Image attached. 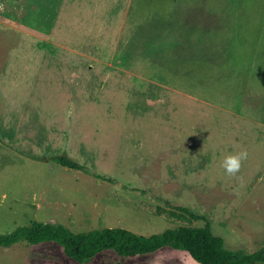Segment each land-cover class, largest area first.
<instances>
[{"label":"rangeland","instance_id":"obj_1","mask_svg":"<svg viewBox=\"0 0 264 264\" xmlns=\"http://www.w3.org/2000/svg\"><path fill=\"white\" fill-rule=\"evenodd\" d=\"M78 5L0 0V236L32 222L146 237L207 223L228 250L262 248L264 0H117L111 30L63 22ZM0 264L73 263L21 242ZM89 264L196 263L165 248Z\"/></svg>","mask_w":264,"mask_h":264},{"label":"trees","instance_id":"obj_2","mask_svg":"<svg viewBox=\"0 0 264 264\" xmlns=\"http://www.w3.org/2000/svg\"><path fill=\"white\" fill-rule=\"evenodd\" d=\"M52 160L67 169L87 170L65 157ZM95 177L105 180L100 176ZM174 210L195 221H204L187 209L175 207ZM21 242L32 247L42 244L58 246L64 257L73 264H89L105 252L130 259L154 254L165 248L185 253L196 264H264V246L250 254L241 250H228L223 239L215 236L207 223L201 227H177L146 237L120 228L73 234L60 225L32 222L0 236V250L12 248Z\"/></svg>","mask_w":264,"mask_h":264},{"label":"crops","instance_id":"obj_3","mask_svg":"<svg viewBox=\"0 0 264 264\" xmlns=\"http://www.w3.org/2000/svg\"><path fill=\"white\" fill-rule=\"evenodd\" d=\"M78 2L76 11L64 13L63 22L67 24L76 23L82 30H111L116 28L118 22L117 0H78Z\"/></svg>","mask_w":264,"mask_h":264},{"label":"clouds","instance_id":"obj_4","mask_svg":"<svg viewBox=\"0 0 264 264\" xmlns=\"http://www.w3.org/2000/svg\"><path fill=\"white\" fill-rule=\"evenodd\" d=\"M244 154H236V155H229L225 157L222 166L225 168V170L229 173H235L240 168V162L243 159Z\"/></svg>","mask_w":264,"mask_h":264}]
</instances>
